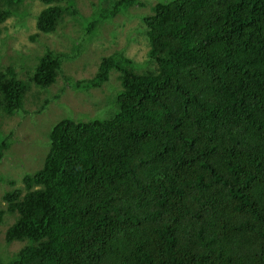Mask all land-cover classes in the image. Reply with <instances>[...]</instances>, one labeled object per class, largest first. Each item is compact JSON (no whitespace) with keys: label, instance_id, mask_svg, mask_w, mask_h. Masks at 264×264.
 I'll return each mask as SVG.
<instances>
[{"label":"trees","instance_id":"1","mask_svg":"<svg viewBox=\"0 0 264 264\" xmlns=\"http://www.w3.org/2000/svg\"><path fill=\"white\" fill-rule=\"evenodd\" d=\"M24 1L0 0V23ZM38 1L47 34L72 14L92 35L143 4L101 0L88 17L74 0ZM143 21L154 66L104 56L75 85L119 73L118 110L58 120L42 166L3 195L0 224L17 215L5 240L24 245L0 264H264V0H161ZM66 57L46 49L28 79L0 57V121L26 113L31 85L52 86ZM8 144L0 137V160Z\"/></svg>","mask_w":264,"mask_h":264},{"label":"rangeland","instance_id":"2","mask_svg":"<svg viewBox=\"0 0 264 264\" xmlns=\"http://www.w3.org/2000/svg\"><path fill=\"white\" fill-rule=\"evenodd\" d=\"M74 1L77 14L98 16L101 0ZM141 1L143 4L133 5L101 22L96 29L98 33L95 31L92 35L86 31V22L72 14H65L55 32L38 33L36 19L45 7L38 0H25L19 14L14 13L0 23L1 64L13 63L22 79L30 77L38 57L46 49L73 58H64L56 82L48 89L31 85L24 101L26 113L19 111L1 118L0 137H9V144L0 160V208L7 206L3 198L6 191L24 190V174L33 173L42 166L49 149L47 133L58 120L64 117L76 121L105 119L118 110V96L122 92L119 73L111 72L109 81L100 88L75 85L94 77L104 56L122 51L138 64L140 72L154 66L147 55L149 45L143 18L151 14L153 6L161 0ZM24 58L30 63L28 74L21 68L20 60ZM58 93L59 97H55ZM16 217V214L6 213L0 224V257L4 260L13 257L24 245L22 241L7 243L5 240L6 230Z\"/></svg>","mask_w":264,"mask_h":264},{"label":"flooded vegetation","instance_id":"3","mask_svg":"<svg viewBox=\"0 0 264 264\" xmlns=\"http://www.w3.org/2000/svg\"><path fill=\"white\" fill-rule=\"evenodd\" d=\"M26 23H27V21H26ZM34 39V38H33ZM65 60H63V62H64Z\"/></svg>","mask_w":264,"mask_h":264}]
</instances>
